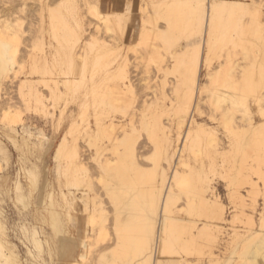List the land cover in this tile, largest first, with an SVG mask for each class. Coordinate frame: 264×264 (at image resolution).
<instances>
[{
	"label": "bare ground",
	"instance_id": "obj_1",
	"mask_svg": "<svg viewBox=\"0 0 264 264\" xmlns=\"http://www.w3.org/2000/svg\"><path fill=\"white\" fill-rule=\"evenodd\" d=\"M44 7H41V10ZM263 10L264 6L254 0H247L246 2L240 0H200L199 10L196 12L191 11L187 4L185 6V3L182 2L168 6L163 19L167 24L169 34L181 33L192 21H196L198 27H201L197 33L195 32L198 37L197 41L190 43V46L191 44L195 45L194 48H191V51L194 49L193 54H190L189 61L187 64L185 62L186 65H183L181 71L180 86L185 90L184 97L177 99L176 106H172V108H170L172 104H168L169 100L166 97L160 98L159 102V99H154L157 101L154 102L155 106H149L154 108V112L158 115H168L169 111H173L172 117L170 115L169 118L167 117L168 119L164 117L167 121L162 123L161 120L159 121L161 116H155L157 119L152 120L154 124L151 125L145 116L142 117L143 109L148 104L145 99L140 105L141 119L138 117L139 124L137 125L135 120L137 114L133 112L129 116L126 115L128 117H124V114L123 121H115L114 119L102 123L97 122L95 131L83 129L89 140L93 136H105L110 143L109 146L102 149L110 152L112 156L105 158L101 164L106 177L100 175L99 183L105 182V178L108 177L111 179L117 177L114 180L119 177L123 181L128 171H133L135 177H140L139 167L142 164L139 163L138 155L134 154L136 152L133 142L134 136L145 126L148 129L145 127L144 130H152L153 133H157L156 139L154 140V136L152 138L155 144V157L152 155L154 157L153 167L151 166V176L146 182L150 185V191L137 195L135 198L137 201L138 199L143 200L144 204H139V202L136 205L137 209H131L132 212L130 209L123 211L122 208L121 210L116 208L120 212L115 211V230L122 234H118V237L116 235L117 242L113 241L115 247L111 252L113 258H117L121 264H185L184 260L179 257L162 260L157 255H160L168 245L174 243L179 234L186 233V226L182 218L190 215V213H195L205 221V224L199 228L198 234H205L207 241H209L206 245L208 264H219L221 261L222 264H230L231 258L221 260L219 257L221 256L219 246H224V250L227 251L228 246L237 240L232 254L236 256L238 262H241L240 264H264V116L261 115V105L264 103ZM5 12L7 11L5 10ZM75 12H72L75 14L74 16L77 15ZM88 13L96 20L94 25L96 34L111 35L114 32V21L110 14L102 13L96 6L88 7ZM6 15L0 17V92L9 84L17 81L19 92L23 94L25 101L34 105L37 116L43 117L49 113L47 109L48 98L36 91V84L44 79L43 77L31 78L26 75L27 73L22 72L24 65L17 62L20 39L17 31H14L12 21ZM243 16L248 17L246 23ZM40 17H44V15L41 14ZM77 17L79 16L77 15ZM80 19L81 24H79L78 19V25H80L81 30H84L83 27L86 22L84 23L82 18ZM57 21V18L50 19L49 27H51L52 32H55ZM226 21L227 24L231 23V31L226 25ZM154 22L155 20L151 19V23ZM41 24L43 25V22ZM43 26L41 29L44 28ZM49 27L47 31H49ZM225 27L229 29L226 34L223 31V29L226 30ZM43 30L46 31V28ZM51 31L48 34L52 33ZM84 31L87 32L86 29ZM233 31L235 34L233 33L232 36ZM82 34L80 37L83 36ZM163 35L154 30L142 28L139 34L140 45L153 46V40L162 38ZM80 37H77L76 40H80ZM96 40L97 38L91 39L92 42ZM101 47L100 53L107 54L113 50L103 45ZM93 57V61H97L98 56L94 55ZM221 57L223 61L218 64V69L212 70V61ZM84 59L85 57L78 56V60L83 61ZM123 59L126 61L125 58ZM202 72L204 73L203 78L201 77ZM128 76L123 64H118L113 72L104 70L101 76L102 80H107L110 77H118L119 80L118 83L109 87V94L107 92L103 95L110 106L119 107L123 104L125 94L133 87ZM51 80L52 83L48 89L50 98L54 99L58 97L59 84L70 87L77 83L75 79L71 78L62 82L55 79ZM101 81L93 83L92 90L100 86ZM145 85L147 86V84ZM149 90H151L150 87ZM154 93L155 90L150 93L152 98L156 95ZM155 97L157 98V96ZM149 99L151 100V96ZM202 104H206L211 111L218 113L219 118L215 119V123L227 138L226 146H222L212 127L199 122L201 120L199 116H202ZM149 107L147 108L149 109ZM1 119L4 123V128L0 133L2 137L11 144L12 148L24 153L21 155L30 154L33 161L27 158L30 161V166L23 173V177L18 171L14 181L11 179L9 171L5 175H0V264H30L29 259H34L35 263L32 262L33 264H85L87 249H89L87 242L89 228L91 229L97 223L94 212L86 213L89 216L82 230L70 217L71 207L65 213H61L59 209L60 199L74 198V196L71 195L72 193L56 192L46 180V173L42 172L45 174L44 181H46L40 184L41 168L44 167L42 156L47 149H44L46 139L41 138L40 129H36L38 134L36 135L32 131L34 127L30 128V126L25 125L20 113L11 111L9 107L5 109ZM18 128H20L21 133ZM116 134H120L119 137H122L119 139ZM202 136L205 137L209 147V169H222L228 174L225 176L224 186L227 189V202L231 205L230 212L221 203L208 181H203L204 184L200 188H194V182L199 177L198 171H195V166L191 167L188 164L186 153L188 151L194 156L200 154L198 149ZM84 137L87 138L85 135ZM84 137L82 139H85ZM65 145L63 139H60L56 144L52 155L55 162L66 152ZM119 146H123V152L120 151ZM78 147L73 145L71 150L67 148V151L69 149L67 155L71 159L70 162L72 161L71 164L82 171L84 170V163L80 160ZM136 153L138 154V152ZM10 159L11 153L8 146L0 139V168L2 161L9 165ZM147 159L149 160V158ZM217 159L221 160L217 161ZM56 167L58 168V166ZM137 181L139 180L134 178L133 182ZM7 188L14 191L15 197L19 201L14 200L12 196L9 197V194L6 193ZM47 188H50L48 192H46ZM117 192L108 191V196L114 199L118 196L116 200H120L121 196ZM177 193L186 196L187 207H176L175 196ZM258 197L262 200L259 205ZM10 202L22 219L19 221L21 223L16 226L20 228L19 232L23 230L22 235L15 234V236L18 240L22 238L20 245L26 249V252L21 254L24 255L25 259H22L23 256L21 257V254L19 255V252L16 251V243L14 244L7 234V228H11L6 226L4 220H7L8 216L10 217L8 215ZM16 202H19L20 206L22 204L24 210L18 208ZM86 204L88 203L86 202ZM100 204L102 203L100 202ZM124 207V210L129 208L128 205ZM130 208L132 207L130 206ZM98 214L102 215V213H97L96 216ZM234 220L242 221L248 229H234L232 234L228 233L226 227ZM69 221L73 222V226L75 224V232L69 227ZM15 230L14 232H17ZM132 231L136 233L135 236L129 235L128 232ZM168 235H170V241L166 240ZM189 242V244H193L194 240ZM196 253L200 255L203 254V251L200 249ZM103 254L98 256L101 257L99 259L103 263H109L111 260L106 258V254H104L105 256Z\"/></svg>",
	"mask_w": 264,
	"mask_h": 264
},
{
	"label": "rangeland",
	"instance_id": "obj_2",
	"mask_svg": "<svg viewBox=\"0 0 264 264\" xmlns=\"http://www.w3.org/2000/svg\"><path fill=\"white\" fill-rule=\"evenodd\" d=\"M199 1L200 0H114L109 2L107 0H0V17L7 14V18L12 21L14 31H17L16 33H18L17 35L20 39L17 62L24 65L22 72H24V74L27 73L26 75L28 77L35 79L43 77L44 80H41L36 84V91L40 95L48 98L47 109L49 112L43 117L37 116L34 105L25 101V98L22 96L23 94L19 92L18 83L15 81V83L9 84L0 92V133L4 128V123L1 119L2 114L7 107H9L11 111L19 112L25 125L30 126V128L34 127L32 128V131L35 132L36 135H38L36 129H40L42 133V137H40L46 139L44 149L47 148L46 152L44 151L45 154L43 153L42 156L44 161L43 166L45 168H41L39 179L40 184H42L46 178L56 192H64L66 194L72 193L71 195H73L74 198L69 197L60 199L59 209L61 213H65V211H68L69 207H71L70 217L80 230L84 229V224L89 216L87 214L94 212L97 223L94 227H91L92 232L89 228L87 238L89 249H87V259L84 262L85 264H121L117 258H113L111 252L117 242L116 235L118 237L122 234L117 233L115 230V211L120 212L119 210H121V208L123 211H128L129 209L134 210L135 208L137 209L136 205L139 202V204H144L143 200L138 199L137 201L135 198L137 195L148 193L150 191V185L146 182L151 176L150 172L152 171L155 157L154 140L156 139L157 133H153L152 130H144L145 127L148 129V127L145 126L134 136V149L138 152V154L136 152H134V154L136 156L138 155L139 163L142 164H139L141 165V168L139 167L141 171L140 177H135L133 171H128L125 180L123 178V181L121 178L119 179V177L117 180H114L117 177L112 179L108 177L109 179L105 178V182L99 183L98 179L100 175L105 176L101 164L105 158L112 156L110 152L103 151L102 149L105 146H109L110 143L105 136H93L94 139L91 137L89 140L88 135L83 132V129L95 131V124L97 122L102 123L114 119L115 121H123L124 114V117H128L133 112L134 114H137V119L135 118L137 125L139 124L138 119L141 114V111L139 110L141 107L140 105L145 99L148 104H146L147 106L143 109L144 112L142 117L145 116L151 125L154 124V119H157L155 116H161L159 117V121L161 120L160 122L162 123L167 121L166 119L169 118V115L172 117L173 111H169L168 115H158L154 112V108H150L149 106L154 107V102L156 100L159 99V102L160 98L166 97V99L169 100L168 104H172L170 107L172 108V106H176L177 99L184 97L185 90L180 86L181 71L183 65L187 64L193 54L194 49L191 51V48H194L195 45L191 44V46H193L191 47L190 43H195L197 41L198 37L196 36V33L201 27H198L199 25L196 21H192L181 33L169 34L163 15L167 7L176 2L185 3V6L187 4L191 11L196 12L199 10ZM240 1L246 2L247 0ZM254 1L264 6V0ZM40 6L44 7V11L43 9L41 10ZM93 6L98 7L104 14H110V17L114 21V32L111 35L95 33L94 25L96 24V20L88 13V7ZM5 10L7 12H5ZM8 12L11 13V15H9ZM72 12H75L80 18H82L84 23L86 22V25H84L83 28L84 30L86 29L87 32L81 30L80 25H78V21L80 22L81 19L77 17V15L74 16L75 14ZM262 12L264 22V10ZM41 14L42 16L44 15V17H40ZM41 18L44 19L40 20ZM51 18H57L58 20L55 24L57 28H55V32H52L50 29L51 27H49ZM247 18V16L246 18L243 16L244 22H247ZM151 19H154L155 22L151 23ZM42 22L44 26L41 24ZM225 23L230 29L231 23L227 24V21ZM79 24H81V22ZM239 25L240 24L238 23V26ZM41 26L46 28V31L43 30V27V29H41ZM48 27L49 31H47ZM142 28H145L146 30H154L162 35L163 33L166 34L163 35L164 38L162 36V38L153 40V46L140 45L139 34ZM225 29L226 30L223 29L225 33L222 31L221 33L226 34L229 32L228 27H225ZM50 31L52 32L50 33L51 36L48 34ZM233 33L235 34V32H232V36ZM81 34L83 35L82 37H80ZM52 36H54V39ZM77 37H80V40H76ZM92 38H97V40L95 42L93 41V43L91 41ZM102 45L113 50L107 54L100 53ZM133 47L134 49H132ZM79 55L85 57V59L83 61L78 60ZM94 55L98 56V59L95 62L93 61ZM123 58H125L126 61ZM222 61V57L213 60L211 69H218V64ZM118 64H123L125 66L126 74L127 76L129 75L128 80L130 79L129 82L133 86V89L130 88V91L125 94L121 106L112 107L107 103L106 99H104L103 95L107 92L109 94V87L114 83L119 82L118 77H110L107 80H102L101 76L103 75L104 70H110L113 72ZM203 75L204 73L202 72V78ZM67 78L75 79L77 83L70 87H64L62 84H59L58 97L55 99L50 98L48 87L52 83L51 79L62 82ZM100 81L101 85L92 90V84L95 82L99 83ZM145 84H147V86ZM144 85L145 88L147 87L146 89L144 88ZM149 87L151 90H149ZM154 90V94H156L155 96H157V98L155 96L152 98V95H150ZM147 91H149V93H147ZM150 96L151 100L149 99ZM147 107H149V109ZM132 108L134 109L132 110ZM201 115L202 116H199V119H201L199 122H203L212 127L218 135L217 137L220 139L222 146H226L228 143L227 138L217 126V123H215V119L219 118L218 113H214L206 104H202ZM254 118L257 119L256 117ZM18 130L20 132V128H18ZM82 132L87 138L84 137ZM119 136L120 134H116V137ZM153 136L154 140H152ZM83 137L85 139H82ZM121 137H119V139ZM201 138L198 149L200 154L194 156L188 151L186 153L188 164L191 167L195 166V171H198L197 175L199 177L194 182V188L196 187L198 189L203 186V181H208L211 185L210 187L214 188V192L219 197L221 203H223L225 208L229 211L231 205L227 202V189L224 186L225 176L228 174L222 169H209V147L205 137L202 136ZM0 139L8 146L11 153L9 165H6L4 161L1 162L0 175H5L7 171H9L11 179L15 180L17 172L19 171L23 177V173L30 166V161L28 159L33 161L32 157L28 153L26 155H21L24 153L12 148L11 144L2 137L1 134ZM34 139L35 138H33V140ZM60 139L65 140L66 152L59 157L58 161L56 160L57 162H55L52 159V155L54 148ZM73 140L77 141L74 142ZM73 145L77 147L79 146L78 151L80 153V160L84 163V170L82 171L71 164L72 161L70 162L71 159H69V155H67L69 149L71 150ZM67 148H69L68 151ZM119 149L123 152V146H119ZM144 153L145 155H142ZM152 155H154V157ZM147 158H149V160ZM220 160L217 159V161ZM56 166H58V168ZM42 172L46 173V177ZM134 178H137L139 181L133 182ZM49 189L47 188L46 192H48ZM7 190L6 193L9 194V197L12 196L14 200L19 201V199L15 197L13 190H9L8 188ZM108 191H119L117 193L121 196V199L116 200L118 196L115 199L109 197ZM86 196L88 197L87 199ZM82 198L83 200H80ZM86 202L88 204H86ZM100 202L102 204H100ZM257 202L258 205L262 203L260 197L257 198ZM18 203L16 202L17 207L24 210L22 204L20 206V203ZM175 205L179 208L183 206L187 207L186 196L177 193L175 196ZM8 206V215H10L11 218L8 216L7 220H4V222H6V226H10L11 229H9V227L7 228V234L10 236V240L14 244L16 243V251L19 252V255L21 253L25 254L26 249L20 245L22 244L20 243L22 238H20L21 240H18L15 236V234L18 236L22 235L21 233L23 230L19 232L18 230H20V228L16 227L21 223L19 221L22 219L18 216L17 210H15L11 202ZM122 206H126L128 209L126 208V210H124L125 207L123 208ZM130 206L132 208H130ZM116 208L120 209L117 210ZM132 210L130 212H132ZM97 213H102V215L98 214L97 216H100L97 217ZM182 219L186 226V233L183 235L179 234L174 243H171L165 248V250H162L160 254L161 256L157 255L158 258L160 257L164 260L165 258L173 259L179 257L184 260L185 264H208L206 245L209 241H207L205 234H198L199 228L205 224V221L202 218H199L198 215H195V213L183 216ZM68 224L71 230L75 232V224L73 226V222L70 221ZM12 228L17 232H14ZM240 228L248 229L243 225L242 221L234 220L232 223L228 224L226 230L228 233L232 234L234 229ZM128 233L131 236L136 235L134 231ZM168 237L166 236L167 239H165L170 241V235H168ZM190 240H194V243L189 244ZM113 241L116 242L113 243ZM237 242L238 240L233 242L232 245H229L227 251L224 250V246H219V249L222 252V254L220 252L221 256H219L221 260L231 258L232 260L230 261V264L241 263L238 262L236 256L232 254L233 248L236 246ZM200 249H202L203 254L198 255L196 252ZM214 250L216 251L215 248ZM103 253L106 254V258L111 260L109 263H103V261L99 259L101 257L98 256ZM22 254L20 256H23L22 259H25ZM29 260L30 264L35 263L34 259ZM219 264H222V261Z\"/></svg>",
	"mask_w": 264,
	"mask_h": 264
},
{
	"label": "snow or ice",
	"instance_id": "obj_3",
	"mask_svg": "<svg viewBox=\"0 0 264 264\" xmlns=\"http://www.w3.org/2000/svg\"><path fill=\"white\" fill-rule=\"evenodd\" d=\"M261 108H262L261 115L264 116V103H262Z\"/></svg>",
	"mask_w": 264,
	"mask_h": 264
},
{
	"label": "crops",
	"instance_id": "obj_4",
	"mask_svg": "<svg viewBox=\"0 0 264 264\" xmlns=\"http://www.w3.org/2000/svg\"><path fill=\"white\" fill-rule=\"evenodd\" d=\"M107 1L111 2V1H114V0H107Z\"/></svg>",
	"mask_w": 264,
	"mask_h": 264
}]
</instances>
